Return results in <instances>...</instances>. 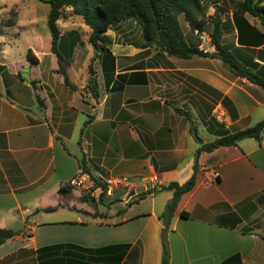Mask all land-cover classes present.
Returning a JSON list of instances; mask_svg holds the SVG:
<instances>
[{
  "label": "crops",
  "instance_id": "1",
  "mask_svg": "<svg viewBox=\"0 0 264 264\" xmlns=\"http://www.w3.org/2000/svg\"><path fill=\"white\" fill-rule=\"evenodd\" d=\"M200 1L208 22L222 25L221 46L264 72L258 19L235 16V0ZM181 20L190 47L215 52L205 33L201 43ZM106 38L104 53L71 46L67 77L74 90L57 72L50 49L34 55L37 64L28 67L37 69L32 80L44 106L34 99L37 112L33 103L23 106L27 112L15 108L23 102L8 93L18 83L1 85L0 229L18 234L0 246V264H160L163 242L169 264H223L235 255L241 264H264V132L260 140L200 152L195 186L167 227L160 216L172 192L125 202L129 192L152 186L153 177L157 185L184 184L202 145L264 121V91L235 77L220 60L178 59L156 46L143 48L135 21L116 24ZM91 77L97 99L86 89ZM82 169L131 181L111 191L119 208H90L76 201L74 189L67 198L59 195V187ZM212 171L218 180L207 185ZM163 192L171 198L156 210Z\"/></svg>",
  "mask_w": 264,
  "mask_h": 264
},
{
  "label": "trees",
  "instance_id": "2",
  "mask_svg": "<svg viewBox=\"0 0 264 264\" xmlns=\"http://www.w3.org/2000/svg\"><path fill=\"white\" fill-rule=\"evenodd\" d=\"M41 4L48 6L47 29L51 38L50 51L57 58L60 73L63 76L64 83L74 90L64 69L61 66V57L57 51L60 32L57 29V22L60 20L63 10H68L80 18L83 24L89 29L88 43L94 51L99 53L107 52L106 34L116 24L123 21H135L140 28L142 37V47L156 46L163 50L168 57L178 59H190L193 56H199L210 59H217L232 73L235 77L245 79L248 82L259 86L264 91V72L257 70V65L252 62L239 59L233 53L223 48L220 44L223 28L217 21L208 22L200 0H36ZM248 14L258 19L260 25L264 28V0H235L234 15L243 16ZM192 32L198 35L205 33L210 38L211 45L215 48L214 53H204L197 46L190 47L182 34L179 18ZM31 65H36V58L30 53L26 56ZM3 67L0 66V71ZM17 77L21 80L20 75ZM35 87L36 83L30 81ZM89 94L93 99H97V85L94 77L87 81ZM40 109L44 106L38 96H35ZM177 113L186 117L190 121L187 112L177 110ZM191 123V122H190ZM195 127L190 125V133L196 136ZM264 132V121L257 123L253 127L238 131L235 133L222 132L213 142L202 145L196 152V158L193 166V175L184 184L179 185L171 182L166 186L155 188L152 191L143 192L132 197L127 204L144 199L149 194H156L161 191L172 192V198L166 204L165 211L160 216L164 227H167L172 218L176 207L185 194L193 190L195 186V174L197 168V155L200 152L211 153L216 149L223 147L236 146L238 142L244 139L260 140ZM72 187L69 184L60 186L59 195L65 197L71 193ZM98 188L96 183L95 189ZM185 217V213H181ZM18 233L12 230L0 229V246L6 241L13 239ZM264 241V239H263ZM160 264H169V251L167 245L162 244V256ZM223 264H241L239 255H235Z\"/></svg>",
  "mask_w": 264,
  "mask_h": 264
},
{
  "label": "rangeland",
  "instance_id": "3",
  "mask_svg": "<svg viewBox=\"0 0 264 264\" xmlns=\"http://www.w3.org/2000/svg\"><path fill=\"white\" fill-rule=\"evenodd\" d=\"M48 10L47 5L41 4L36 0H0V66L5 67V69L2 68L3 75H0V79H2V81L0 80V101L6 100L4 88L1 85L6 86L8 83L11 85L12 82L18 83V87L15 84L12 85L13 91L9 92L8 96L14 98L20 104L23 102V105H14L20 112H27V109H24L23 106L29 108L32 103L35 104L32 112H35V109L36 112L39 111L34 102L35 96H37L35 93L36 86L33 87L30 84V81H34L32 79L37 78L38 73L37 69H29L28 66L31 64L27 61L26 56L29 53L33 56L36 53L39 55L45 52L49 53L51 38L47 29ZM180 22L185 27L184 21L181 20ZM56 25L60 32L57 51L62 59L61 66L67 75L68 60L70 59L69 54L71 53V46L74 47V42L79 44L80 51H83L84 47L92 51L94 49L88 43L89 29L83 24L80 18L73 16L68 10H63L61 18ZM136 27L135 25L129 26L132 35H138V29ZM61 36L63 37L62 39ZM199 37L200 35L198 39H200ZM204 41L205 38L203 41L200 40L201 43H204ZM52 58L55 59L53 63L56 65V56H52ZM47 66L48 62L41 67L43 72ZM38 70L40 71V69ZM13 72L14 76L12 77ZM57 72L61 74L60 70ZM17 74L20 75L21 80L17 77ZM16 95L17 97H15ZM82 171L86 174L89 173L87 169H82ZM100 174L102 175V173ZM103 177L107 178L105 176ZM91 182H85L80 187L72 186L71 189L75 190L74 194L77 202L85 203L90 208H94V206H101V209L120 207L121 203L115 199L116 195L111 198V196L106 194L103 187H99L98 185V188L95 189L96 183L92 178ZM157 183H160L159 179L156 181L152 180V186H147L146 191H152L155 188L166 186L163 184L157 185ZM164 198H168L167 200H169L171 193L163 192L157 196L155 203L156 210L163 204ZM165 208L166 205H163V212Z\"/></svg>",
  "mask_w": 264,
  "mask_h": 264
},
{
  "label": "built area",
  "instance_id": "4",
  "mask_svg": "<svg viewBox=\"0 0 264 264\" xmlns=\"http://www.w3.org/2000/svg\"><path fill=\"white\" fill-rule=\"evenodd\" d=\"M197 34V32H195ZM200 40H204L203 35L200 34ZM219 174L216 171H212L208 174V179L206 184L211 185L212 183H215L218 180ZM92 180H94L99 187H103L105 189V192L108 196L111 195V191L115 187H122V186H128L130 185L131 181L128 178L118 177L114 179H107L104 178L99 173L95 174H86L82 170L79 172L77 176H75L73 179L70 180L69 185L72 187H80V185H83L85 182L92 183ZM154 181L157 180V177L153 178Z\"/></svg>",
  "mask_w": 264,
  "mask_h": 264
},
{
  "label": "water",
  "instance_id": "5",
  "mask_svg": "<svg viewBox=\"0 0 264 264\" xmlns=\"http://www.w3.org/2000/svg\"><path fill=\"white\" fill-rule=\"evenodd\" d=\"M143 192H144V188H141V189H135V190L129 192L128 195H127L126 198H125V202H127L130 198H132V197H134V196H136V195H139V194H141V193H143Z\"/></svg>",
  "mask_w": 264,
  "mask_h": 264
}]
</instances>
